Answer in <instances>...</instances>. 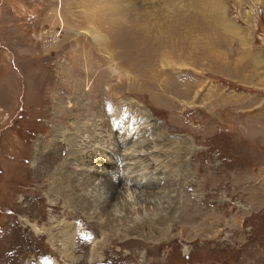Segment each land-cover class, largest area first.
Returning a JSON list of instances; mask_svg holds the SVG:
<instances>
[{"label": "rangeland", "instance_id": "1", "mask_svg": "<svg viewBox=\"0 0 264 264\" xmlns=\"http://www.w3.org/2000/svg\"><path fill=\"white\" fill-rule=\"evenodd\" d=\"M165 1L0 0V264H264V0Z\"/></svg>", "mask_w": 264, "mask_h": 264}, {"label": "bare ground", "instance_id": "2", "mask_svg": "<svg viewBox=\"0 0 264 264\" xmlns=\"http://www.w3.org/2000/svg\"><path fill=\"white\" fill-rule=\"evenodd\" d=\"M221 2V1H220ZM166 4L167 7H170L172 8V11H173V22L169 25V26H164V29L161 31V29L163 28H160V33L162 34L161 36L168 39H170V41L173 40V36L177 37V40L180 41V42H183V41H187L188 38L191 36L194 28H188L189 26H186V25H190L193 21L197 20L198 21V24L197 25H206V21H207V15L209 16V12L212 13L211 16H212V20L216 21L218 24L219 27H221L222 29L225 30L226 33H229V34H234V35H237V31H238V28L236 27V24H232L231 22H227L226 19L224 18L223 16V12H222V7L220 6V4L218 3V1L216 0H199L197 5H195V3L193 4L194 6L191 7V10L192 11H196L197 14H191L192 16H189L187 21H189V24L186 23V22H181L180 21V11H178V9H176L175 7H177L176 5H170L168 4L166 1L164 2ZM178 4V3H177ZM182 6V5H181ZM195 7V8H194ZM224 9V8H223ZM171 11V10H170ZM209 11V12H208ZM201 13V14H200ZM168 14V13H167ZM165 14H163V17H164ZM226 17V16H225ZM120 18V17H119ZM150 18V17H149ZM153 18V17H152ZM183 20V19H182ZM228 20V19H227ZM151 22V21H150ZM153 23V22H152ZM157 23V22H156ZM179 25H183V26H179ZM206 26L204 27H201L199 28L200 29V33H206ZM165 32V33H164ZM165 34V35H164ZM95 35V33H94ZM160 36V35H159ZM221 36V35H219ZM238 37V36H237ZM220 38V37H219ZM98 42H102V39H100V37H97L96 38ZM143 40H146V39H143ZM155 40H158V37L155 38ZM160 40V39H159ZM166 41V40H165ZM169 41V42H170ZM152 42V41H151ZM202 44V43H201ZM165 45V44H164ZM169 45V44H168ZM160 48V47H159ZM106 49V48H105ZM208 49H209V46H208ZM211 49V48H210ZM107 50V49H106ZM156 50V49H155ZM108 51V50H107ZM158 51V50H157ZM211 51V50H209ZM207 52V51H206ZM215 52V51H214ZM108 53V52H107ZM110 53V52H109ZM108 53V54H109ZM157 53V52H156ZM212 53V52H211ZM164 54V53H163ZM189 54V53H188ZM208 54V53H207ZM217 54V53H216ZM158 56V55H157ZM213 56V55H212ZM170 58V57H169ZM215 58V57H214ZM164 59V58H163ZM218 59V58H217ZM165 60V59H164ZM167 62L166 64H168V60L170 61L171 59H166ZM219 60L221 61V58L219 57ZM172 62V61H171ZM164 63V62H163ZM173 63V62H172ZM152 66V65H151ZM164 66V65H163ZM181 66H184V65H181ZM150 68V67H149ZM152 68V67H151ZM152 72V71H151ZM150 72V73H151ZM126 75H128L126 73ZM152 75V74H151ZM151 78H155L153 75L151 76ZM129 80V79H128Z\"/></svg>", "mask_w": 264, "mask_h": 264}]
</instances>
